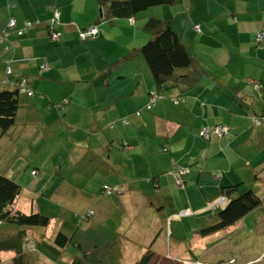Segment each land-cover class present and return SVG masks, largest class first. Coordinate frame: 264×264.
I'll list each match as a JSON object with an SVG mask.
<instances>
[{
    "label": "crops",
    "instance_id": "1",
    "mask_svg": "<svg viewBox=\"0 0 264 264\" xmlns=\"http://www.w3.org/2000/svg\"><path fill=\"white\" fill-rule=\"evenodd\" d=\"M111 1L0 0V33L12 18L17 21L18 28L26 22L39 21L21 38L12 36L13 49L10 52L5 53L0 45V85L7 79L9 66L13 71L11 80L15 82L26 77L35 92L30 104H26L25 96L26 110L24 114L20 111L19 116L23 117L19 124L27 128L32 125L41 127L48 117L52 122L61 110H56L55 104L67 98L72 106L76 101V104L81 103L82 99L74 100V96H140V103L148 101L153 90V77L146 64L141 60L119 63L122 55L140 48L145 41L140 39L142 35L136 27L142 23L132 25L130 20H111ZM54 9L60 12L55 27L61 33L62 41L57 45L50 42L49 31V23L55 19ZM163 9L153 15L168 20L172 18L177 31L182 36L186 34L187 49L195 54L206 71L197 89L184 96L173 93L174 96H168L151 111H133L128 106L122 114L116 115L120 130L117 134H110L118 139L114 138L112 143L105 145L102 136L98 135L96 140L101 141L98 147L88 146L75 158L89 159L88 167L98 158L93 171L114 177L110 185L124 190L118 195H121L118 209L126 223L137 214L133 233L138 238L142 232L137 224V208L142 204V209L146 207L151 213L149 219H152L143 228H158L156 222L162 221L161 228L167 229L168 221L171 237L176 230L177 242L170 249L173 257L199 260L201 254L206 262L203 264L232 260H236V264H254L261 258L264 260V206L216 233L202 235L200 231L217 223L218 212L225 208L218 204L223 197L227 198L228 204L237 195L252 189L264 200V128H255L249 123L253 115L264 114V46L261 48L256 42L257 34L264 32V0H179L176 8ZM93 25H99V37L80 42L76 28ZM195 25H200L201 35L193 30ZM44 58L49 62L48 70L41 68ZM234 64L236 67L231 70ZM119 65L125 80L117 83L114 80L120 73ZM234 71H240L235 81L231 78ZM108 73L110 77L107 79ZM210 83L214 90L208 86ZM255 85H261L263 89L258 92ZM229 91L234 96L227 94ZM223 94L227 96L222 98ZM174 98L184 102L173 104L170 99ZM203 102L207 103L204 108ZM75 106L74 114L83 118L94 114L93 123H97L98 114L95 113L98 111L94 113L85 106ZM98 109L94 106V110ZM89 122L91 120L77 119L74 130L87 134L88 131L80 128ZM221 125L227 126L229 131L217 141L212 137L203 141L199 137L203 127L211 130ZM121 138L129 139L133 147L124 149ZM4 143L5 146L9 142ZM177 169L188 171L182 175V183L174 175ZM196 179L198 192L192 184ZM202 181L206 183L202 185ZM224 187L236 188L227 195ZM165 197L173 206L169 212ZM200 197L203 202L198 201ZM83 201L81 197L75 203L82 204ZM161 204L165 211L160 209ZM186 210L191 215L185 218L181 213ZM67 227L70 226L63 224L52 230L50 224L49 230L27 232L24 240L18 243V249L0 252L1 264H50L53 258H57L59 264H72L83 256V251L80 253L74 248L72 252L76 255L70 256L67 247L60 248L55 242L58 232ZM179 229L185 233L182 237ZM243 232L247 233L246 238L235 245L236 236L242 237ZM254 238L257 241H253ZM134 239H123L127 247L121 248L125 254L133 252L135 262L150 250L157 254L150 244L151 236L142 235V247L137 252L128 247ZM111 243L114 246L116 241ZM185 243L188 245L186 249ZM191 245L197 248L195 253L190 249ZM214 251L216 253L212 256Z\"/></svg>",
    "mask_w": 264,
    "mask_h": 264
},
{
    "label": "trees",
    "instance_id": "2",
    "mask_svg": "<svg viewBox=\"0 0 264 264\" xmlns=\"http://www.w3.org/2000/svg\"><path fill=\"white\" fill-rule=\"evenodd\" d=\"M178 3L179 0H112L110 3L111 20H130L132 25L135 23H142L141 25L137 24L136 27L139 29L140 36L142 35L140 39L145 41L142 42L140 48H137L128 54L122 55L119 63L121 65L123 63H132L135 60H141L146 64L151 76L153 77V90L149 93L148 101L145 107L146 111L149 108L152 109L159 102L166 100L168 96H174L172 95L173 93H176L177 96H184L189 92L196 90L201 78L206 72L201 63H199L195 57V54L190 53V51L187 49L185 43L186 34L182 36V34L177 31L173 25L172 18L168 20L153 15L155 12L160 13L161 9L164 11L165 9L163 8H176ZM57 13H59L60 16V12L57 9H54V18ZM58 19L55 18L53 22L49 23L50 42L56 45L62 41L61 33L55 27L56 24L59 23ZM11 20L15 19H10L6 28L0 33V45L5 53L10 52L13 49V44L11 42L12 36L15 35L18 38H21L30 29L39 24V21L26 22L23 24L22 28H18V23L15 20L16 27L10 28L9 23ZM27 24H31V26L27 27ZM92 29L97 31L96 35H89ZM193 30L199 35L202 34L200 25H195ZM21 31L22 34L19 33ZM76 31L78 40L82 43L95 40L100 34L99 25H93L88 28L77 27ZM54 35L58 36L57 40H54ZM257 44L260 47H263L264 40L262 42H258ZM42 63H44L41 66L42 70H48L49 62L44 58V62ZM120 65L118 66L120 73L117 75V77H115L114 80H117V83L125 80V76H123L121 73ZM107 75L108 76H106V78L108 79L110 74L108 73ZM12 76V68L8 66L6 69L7 79L2 82V86L0 85V168H3L0 170V252L2 250L7 251L18 249V243L24 240L27 232L36 229H45L51 224V219L40 212L27 214L16 209V202L23 193V186L17 181V179L13 178L14 174L12 172V168L19 167L16 157L19 156L20 158L24 159L26 152L23 153V151L27 149L26 146L24 147L20 145H23L24 142L20 141V138H22L21 136L23 134L22 131H17L19 130V119L21 118L22 121L23 117H20L19 113L21 108H25V96L27 98L26 104H30V101H32V98L35 96V92L30 87L28 78L23 77L22 79L13 82L11 80ZM109 83L111 84V82ZM255 88L258 92L263 89L261 85H255ZM67 99L63 100V102L60 101L58 104H55L56 108L61 110L56 117H53L51 124L62 126L67 132L70 131L69 133H73L74 125L77 124L76 122L78 115L74 114L73 106L70 104L71 101L69 99L68 101ZM170 100L173 102V104H181L184 102L183 99L178 98ZM25 110L26 108L24 109V113ZM136 113L137 115L139 114L138 112ZM252 117H250V119L252 120V123H254L255 127L264 128V114L257 116L260 120V124H257ZM51 124H48L47 120L46 123L41 125V128L52 129L54 125L52 126ZM125 124H127V122ZM221 126L223 127L224 125ZM218 127L219 126H216V129ZM210 131L211 130L209 129V132ZM199 137L205 141L204 139L206 137L202 132L199 133ZM210 137L211 136H208V139H210ZM105 138L107 140L102 141V144L106 145L112 143L114 141L113 139L117 137H112L107 133ZM120 141L126 150H129L130 147H133L134 145L129 139L127 140L121 138ZM4 142L9 143L4 146ZM12 146H15V148ZM16 151H18L17 154ZM9 152L11 157L14 155L16 156L15 159H8L10 156ZM85 159L86 158L81 159L80 163H84L87 166L89 159L87 161ZM27 164L37 167L39 165V163H36L35 160H31ZM34 173L37 174L38 171L33 170V174ZM235 188L236 187H224L223 191L229 195ZM101 193L108 196H113L114 193L119 195L123 193V189L117 186L113 187L111 185L105 184L101 188ZM263 206L264 200L257 196L252 189H249L248 191L237 195L235 199H232L228 204L225 203L223 206L225 208L220 210L217 214L216 225H213L204 231H200V234L208 235L230 227L237 221L245 218L254 210L261 209ZM188 212H182L181 216L184 217L183 214ZM94 215L95 212L90 210L84 215V217L82 216V220L88 221ZM76 219L77 221L79 219L77 215ZM66 224L70 226L67 227L69 232L66 233L62 230L59 231L56 236V245L60 248H66L68 245L74 244V247H76L75 250L81 253L82 243L80 240L77 242L75 238L79 232L76 234L74 233L72 236L70 235V230L79 231L81 229L79 221L78 226L75 227L71 226L70 223H67V221ZM5 230H7L6 233L4 232ZM103 250L105 249H102V251ZM97 252L98 249L95 250V253ZM93 254L94 252L89 249L81 258H77V261H73L72 264H86L87 256H92ZM155 256V253L150 250L134 264H158ZM192 261L197 262L198 260ZM58 263L59 261L57 262V258H53L50 261V264ZM222 264H236V260L223 262ZM261 264H264V260L261 262Z\"/></svg>",
    "mask_w": 264,
    "mask_h": 264
},
{
    "label": "rangeland",
    "instance_id": "3",
    "mask_svg": "<svg viewBox=\"0 0 264 264\" xmlns=\"http://www.w3.org/2000/svg\"><path fill=\"white\" fill-rule=\"evenodd\" d=\"M155 14H158V12ZM259 34H264V32H259L257 34L256 42L258 41ZM235 67L236 64H234L230 69L234 70ZM142 72L145 73L144 70H142ZM239 72H233L234 74L231 76L233 81L236 80L237 74ZM208 86L212 87L211 89L214 90V86L211 83L208 84ZM216 91L218 90L216 89ZM227 94L234 96L231 91L227 92ZM227 94H223L221 97L224 98V96H227ZM209 96H212V94H209ZM139 97L140 96H74V100L79 98L83 100H81V103L78 104H76V101L75 105L85 106L92 112L98 111L97 113L94 112L95 114H98V117H96V124L93 123L94 114L92 116L87 114L85 118L78 117V120L81 119L82 121L91 120V122L87 123V125L80 128L84 132L88 131L87 134H82L81 132H78V130H74L75 132L69 133L70 131L67 132L62 126L54 124H52V126L54 125L52 129H44L35 125L27 128L20 123L18 125V129L23 133L20 141L24 142L23 145H20L27 147V149L23 151V153L26 152V155H24V159H22L19 156H17V158L15 155L11 157L9 152L10 156L8 157L9 160L15 159L16 157L19 167L12 168V172L14 174L13 178L17 179V181L23 186V193L17 199L16 207L18 210L27 214L40 212L43 215L48 216L51 219L52 230H55L56 226L59 228L61 225L66 224V221L67 223H70L71 226L75 227L78 226L79 221L81 229L79 231L70 230V235L72 236L74 233L76 234L79 232L75 238L77 242L80 240L82 243L81 247L83 255L89 249L94 252L92 256H87L86 264H134L135 257L133 252L130 254H125L123 252V249L127 247V244H125L126 240L123 239H126L127 237L135 238L128 244V247L132 249V251L137 252L142 247L143 240L141 238L144 233L149 235V237L151 236L150 244L153 247V250L157 253L156 256L158 255V257H156L158 264L206 263L204 257L201 254L198 257L200 260L197 261L198 263L193 262L190 260V258L184 259L182 258L183 256L179 258H175L176 256L173 257L172 253H170L172 250L170 249H173V244L177 242L175 238L176 230L174 229V236L171 237L168 228L169 222L167 221V229H164L161 228L162 221L156 222L155 220L154 222L157 223L156 226L158 228H143V226L147 227V222L149 221V223H151L152 219H149L151 213H148L146 207L142 209V204L137 208L139 215L137 224L140 226L142 233H140L141 236L139 238L138 235H134L133 232L136 230V226L133 224L136 221L137 214L134 215L131 221L126 223L125 218L118 209V200H120L121 195L118 196V194L114 193L113 196H108L101 193V188L106 183L108 185H112L114 177H106L103 173L93 171L95 164L99 162L98 158L92 160V162L89 163V167L84 163V165L80 163L81 159L75 158V155H78L79 152L87 150L88 146L98 147L99 143L101 142L96 140L98 135L102 136V141H106L107 139L105 137L107 133L117 134L121 127H118L119 122L116 120V115L122 114L128 108V106H130L129 108H131L133 111L139 109L143 112L147 102L145 104L140 103L138 100ZM83 98H87V100H84ZM100 98L102 100H100ZM75 105H73V108L76 109L77 106ZM94 106H98L99 109L94 110ZM206 106L207 103L203 102L202 108ZM55 109L57 110L56 107ZM21 111L24 113V107L21 108ZM147 111H151V109L149 108ZM252 118L257 124H260V120L257 115H254ZM19 122H21V118ZM99 122H101L102 125L99 124ZM49 123L51 124V119L48 117V124ZM249 123L254 126V123H252L250 118ZM114 126L115 130H112ZM202 129H204V127ZM206 129H208V127ZM204 130L201 132L203 133ZM207 134L208 135L204 139L205 141L210 140L208 139V136L215 138V141H217V138H222L228 133L221 136L216 132L215 127L211 128V131L207 132ZM13 148H15V146ZM173 152L175 151L173 150ZM199 152L201 153V150ZM17 153L18 151H16V154ZM31 160H35L36 163H39V168L37 166L27 164ZM87 167L88 169L86 170ZM192 168H194V166ZM2 169L3 168H0V170ZM21 169L23 173L21 172ZM33 170H37L38 173L33 174ZM187 172V170L181 171L180 169H177L174 174L177 178V181L182 183L181 177L182 175H186ZM196 182L197 179L194 180L192 184L194 185V188L196 187L198 192V186ZM205 183V181L201 182L202 185ZM177 187L176 189L179 190ZM183 193L185 194L186 191L183 190ZM81 197L84 198L83 203L76 204L75 201ZM167 200L168 198L165 197V203H168L166 206L167 212H169L172 210L173 206ZM222 200L227 201V198L223 197ZM126 201H128V199ZM198 201L203 202L204 200L202 197H200L198 198ZM153 203H156V201ZM224 205L225 204L223 203L221 206L223 207ZM90 209L95 212V215L92 216L88 221L82 220V216L84 217V215ZM151 209L154 210V208ZM160 209L165 211L163 204L160 205ZM188 211L189 210H186L184 212ZM76 215L79 217L78 221L76 219ZM190 215V212L183 214L185 218L189 217ZM142 216L144 218L143 220ZM188 221L190 220L188 219ZM215 225L216 223L214 226ZM62 231H65L66 233L69 232L67 228L62 229ZM180 231L181 229L178 230V233L182 237L184 232L182 233ZM161 234H164V236L160 237ZM246 234V232H243L242 237L237 235L235 245L241 243L246 238ZM45 235L47 236V230L45 231ZM220 235L221 233H219V237ZM52 238L53 236L51 239ZM137 240H139V242H137ZM189 240L191 239L189 238ZM114 241H116V244L112 246L111 242ZM253 241L257 240L254 238ZM103 243H105L104 246L102 245ZM108 243L111 244L108 245ZM183 246L185 249L188 248L186 243ZM109 247L111 248V251H107ZM74 248H76L74 247V244L67 246V254L70 256L75 255L72 252ZM240 248L242 247L240 246ZM97 249H99V251L95 253V250ZM102 249L105 250L102 251ZM190 249L194 253L197 250V248L193 247V245L190 246ZM215 253L216 251L212 252V256ZM262 261L263 259L261 258L255 261L254 264H261Z\"/></svg>",
    "mask_w": 264,
    "mask_h": 264
},
{
    "label": "built area",
    "instance_id": "4",
    "mask_svg": "<svg viewBox=\"0 0 264 264\" xmlns=\"http://www.w3.org/2000/svg\"><path fill=\"white\" fill-rule=\"evenodd\" d=\"M55 18L56 19H58L59 18V13H57L56 15H55ZM31 26V24H27V27H30ZM9 27L10 28H14V27H16V21L15 20H11L10 21V23H9ZM19 33H21L22 34V31L21 32H19ZM97 34V31L95 30V29H92L91 30V32L89 33V35H96ZM88 36V35H87ZM54 37V40H57L58 39V36L57 35H54L53 36ZM264 40V34H259L258 35V41L259 42H262ZM207 132H209V129H206V130H204V132H203V135L204 134H206V135H204L205 137L208 135L207 134ZM216 132L219 134V135H224V134H226L227 132H228V128L227 127H218L217 129H216ZM183 174H184V172H183Z\"/></svg>",
    "mask_w": 264,
    "mask_h": 264
},
{
    "label": "clouds",
    "instance_id": "5",
    "mask_svg": "<svg viewBox=\"0 0 264 264\" xmlns=\"http://www.w3.org/2000/svg\"><path fill=\"white\" fill-rule=\"evenodd\" d=\"M223 198H221V201L218 202V204H225L226 201L222 200Z\"/></svg>",
    "mask_w": 264,
    "mask_h": 264
}]
</instances>
